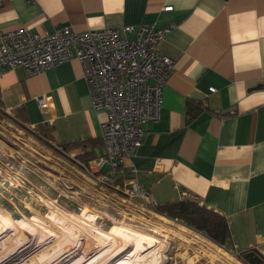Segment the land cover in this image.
<instances>
[{
  "label": "crops",
  "instance_id": "0c3cea01",
  "mask_svg": "<svg viewBox=\"0 0 264 264\" xmlns=\"http://www.w3.org/2000/svg\"><path fill=\"white\" fill-rule=\"evenodd\" d=\"M168 6L173 10L165 11ZM168 24L175 27L159 52L175 69L160 118L144 126L141 148L115 182L128 186L135 170L154 205L178 201L182 190L197 194L203 206L225 218L236 252L244 255L257 244L264 251V0L0 3V31L6 32L26 27L43 35L57 27L83 32L145 25L159 30ZM83 73L76 59L34 75L22 66L0 71V104L31 128L50 129L58 144H82L67 160L92 159L89 173L77 171V162L69 167L86 179L85 187L98 186L104 199L99 180L108 169L97 173L95 160L105 155L107 113L94 109ZM39 97L48 109L39 106Z\"/></svg>",
  "mask_w": 264,
  "mask_h": 264
},
{
  "label": "rangeland",
  "instance_id": "374dc122",
  "mask_svg": "<svg viewBox=\"0 0 264 264\" xmlns=\"http://www.w3.org/2000/svg\"><path fill=\"white\" fill-rule=\"evenodd\" d=\"M42 129L0 104V264H251L145 199H102Z\"/></svg>",
  "mask_w": 264,
  "mask_h": 264
},
{
  "label": "built area",
  "instance_id": "2783aa9c",
  "mask_svg": "<svg viewBox=\"0 0 264 264\" xmlns=\"http://www.w3.org/2000/svg\"><path fill=\"white\" fill-rule=\"evenodd\" d=\"M4 0H0V3ZM165 11H172L168 6ZM175 27L168 24L163 29L153 26H126L76 32L71 27H57L48 34H35L29 28L0 31V71L24 67L30 75L42 73L67 61L76 59L84 71L93 107L107 113L102 124L105 155L95 160L97 173H102L100 183L114 194L126 199L149 200L148 194L132 171L129 185L116 184L114 177L128 159L143 144L144 126L159 120L163 94L175 63L159 52ZM133 35V39L129 36ZM215 92V88H210ZM39 106L46 110L44 97L37 98ZM78 165L89 173L90 167ZM180 199L203 206L199 195L182 190ZM126 201V200H125ZM153 206H156L153 204ZM248 251L264 256L261 245Z\"/></svg>",
  "mask_w": 264,
  "mask_h": 264
},
{
  "label": "trees",
  "instance_id": "16d2710c",
  "mask_svg": "<svg viewBox=\"0 0 264 264\" xmlns=\"http://www.w3.org/2000/svg\"><path fill=\"white\" fill-rule=\"evenodd\" d=\"M39 128H44L42 131L47 138L49 134L51 136L50 129L48 130L45 126ZM53 144L59 152L66 157L70 155L69 151L74 149L75 146L82 145L58 144L57 142ZM91 160H79L76 158L74 162L88 164ZM154 211L159 215L165 216L171 220H176L186 227L202 234L214 244L224 248L228 252H233V239L229 224L225 218L207 209L205 206H201L193 201H183L179 199L178 201L164 205H156L154 206Z\"/></svg>",
  "mask_w": 264,
  "mask_h": 264
},
{
  "label": "water",
  "instance_id": "95a60500",
  "mask_svg": "<svg viewBox=\"0 0 264 264\" xmlns=\"http://www.w3.org/2000/svg\"><path fill=\"white\" fill-rule=\"evenodd\" d=\"M245 258L251 263V264H264V259L257 255L255 252H247L245 254Z\"/></svg>",
  "mask_w": 264,
  "mask_h": 264
},
{
  "label": "flooded vegetation",
  "instance_id": "af4514ba",
  "mask_svg": "<svg viewBox=\"0 0 264 264\" xmlns=\"http://www.w3.org/2000/svg\"><path fill=\"white\" fill-rule=\"evenodd\" d=\"M257 255H259V256H261L262 257V255L260 254V253H258V252H255ZM263 258V257H262ZM264 259V258H263Z\"/></svg>",
  "mask_w": 264,
  "mask_h": 264
}]
</instances>
